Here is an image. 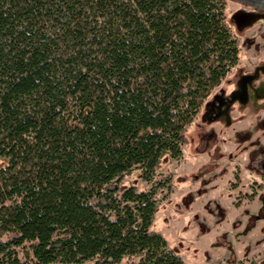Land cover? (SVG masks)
<instances>
[{
    "label": "trees",
    "instance_id": "obj_1",
    "mask_svg": "<svg viewBox=\"0 0 264 264\" xmlns=\"http://www.w3.org/2000/svg\"><path fill=\"white\" fill-rule=\"evenodd\" d=\"M238 50L223 0H0V264H187L159 170Z\"/></svg>",
    "mask_w": 264,
    "mask_h": 264
},
{
    "label": "flooded vegetation",
    "instance_id": "obj_2",
    "mask_svg": "<svg viewBox=\"0 0 264 264\" xmlns=\"http://www.w3.org/2000/svg\"><path fill=\"white\" fill-rule=\"evenodd\" d=\"M236 12L238 29L259 24L256 39L238 46V59L202 100L189 123L186 145L192 154L207 158L194 181L204 184L205 191L211 185L237 190L231 204L257 207L242 214L257 222L264 220V10L240 5ZM246 234L224 235L230 236L232 247ZM236 235L240 238L232 242Z\"/></svg>",
    "mask_w": 264,
    "mask_h": 264
},
{
    "label": "rangeland",
    "instance_id": "obj_3",
    "mask_svg": "<svg viewBox=\"0 0 264 264\" xmlns=\"http://www.w3.org/2000/svg\"><path fill=\"white\" fill-rule=\"evenodd\" d=\"M223 5L226 20L230 25L231 32L236 38L237 46L243 47L249 40H255L256 35L254 29H256V26L259 24H256L254 27L242 25V27L238 29L239 27H236L233 18L240 4L223 0ZM191 130L192 124H188L185 134L186 138H188V133ZM206 161L207 158L205 156L192 154L188 146L184 145L182 147L181 158L164 161L159 170L163 176L171 178L173 186L169 190V194L159 201V210L153 220L152 229L162 234L167 240L168 245L180 253L185 258L187 264H209L206 260V250L210 251L212 248L214 252L220 251L225 254L227 251L224 246H209L208 238L206 237L207 222L214 220L213 218L215 215L221 214L220 207H216L215 211L210 210L212 207L211 203L209 201H207L208 204L205 203L204 195L207 193L204 188L205 185H202L201 182H195L193 178L194 174L205 167ZM125 182L126 184H134L139 189H147L150 187V183L140 178L138 172H134L131 176L127 177ZM200 185L203 187L201 188ZM237 193L238 192H234V194ZM229 196L233 195H227L225 189H223L219 198L225 200ZM234 205V208H238L237 205L239 204L235 203ZM243 208L244 207H240L242 210H238L237 213L244 211ZM229 211L231 212L232 209L230 208ZM263 214L264 213L261 215ZM239 217H241V215ZM260 235L264 236V221L259 222L254 233V236ZM212 241L210 242L212 243ZM259 244H261V242H259L258 245ZM234 249V246H230L228 252L230 251L233 253ZM260 250H262L263 253L264 246L261 247ZM227 256L228 255H226V257ZM228 257L230 258V256ZM263 259L264 255H261L260 260ZM218 264H220L219 260ZM226 264H231L229 259ZM236 264H241V262L236 261ZM250 264H252V262Z\"/></svg>",
    "mask_w": 264,
    "mask_h": 264
},
{
    "label": "crops",
    "instance_id": "obj_4",
    "mask_svg": "<svg viewBox=\"0 0 264 264\" xmlns=\"http://www.w3.org/2000/svg\"><path fill=\"white\" fill-rule=\"evenodd\" d=\"M222 190L223 188L221 186L216 187L211 185L207 193H205L204 195L205 203L208 204L207 201L211 203V211H215L216 207L221 208V214H218L217 216L215 215L213 218L214 220L207 222L206 237L208 238L209 246H224L226 247L227 251L224 254L220 251L214 252L213 248L210 251L206 250L207 262L209 264H218L219 258H222L226 261V263L229 259L231 264H236V261H240L241 264H250L251 262L252 264H264V259L260 260L261 255H264V252L262 253V250H260V248L264 246V236H254L257 225L259 224V222L264 220H258L257 222H255L250 218L246 217L245 215H242L246 211L256 212L257 207H244V211H240L241 213H237L238 210L242 209H240V207L234 208L231 204L234 200V192H237V190L233 191L229 190L228 188H225V193L227 195H233L229 196L225 200L219 198V195H221ZM230 208L232 209L231 212L229 211ZM240 215L241 217H239ZM216 219L217 222L216 224H214V221H216ZM243 232H247L245 238H243L241 241L236 242L233 245L235 247L233 253H231L230 251L228 252V243L230 242V236H225L224 234H234ZM210 241H212V243ZM259 242H261V244L258 245ZM226 255L230 256V258L228 256L226 257Z\"/></svg>",
    "mask_w": 264,
    "mask_h": 264
},
{
    "label": "water",
    "instance_id": "obj_5",
    "mask_svg": "<svg viewBox=\"0 0 264 264\" xmlns=\"http://www.w3.org/2000/svg\"><path fill=\"white\" fill-rule=\"evenodd\" d=\"M243 6H248L257 11L264 10V0H228Z\"/></svg>",
    "mask_w": 264,
    "mask_h": 264
},
{
    "label": "built area",
    "instance_id": "obj_6",
    "mask_svg": "<svg viewBox=\"0 0 264 264\" xmlns=\"http://www.w3.org/2000/svg\"><path fill=\"white\" fill-rule=\"evenodd\" d=\"M238 238H240V235L233 236L232 242H235ZM219 262H220V264H226L225 260H223V259H220Z\"/></svg>",
    "mask_w": 264,
    "mask_h": 264
}]
</instances>
